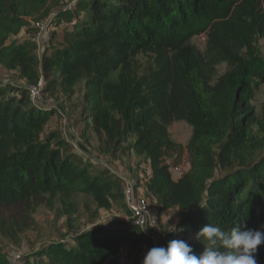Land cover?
<instances>
[{"label": "trees", "instance_id": "1", "mask_svg": "<svg viewBox=\"0 0 264 264\" xmlns=\"http://www.w3.org/2000/svg\"><path fill=\"white\" fill-rule=\"evenodd\" d=\"M47 2L0 0V64L20 67L34 85L41 73L31 43L10 40L30 29ZM75 12V22L67 12L61 14L74 28L67 31L70 43L42 69L47 87L55 88L59 78L69 84L81 81L87 105L83 120L93 119L117 145L121 134L137 130L134 146L147 153L153 172L150 191L161 210L183 211L178 233H168L160 246L186 240L199 254L207 241L196 239V233L207 223L230 231L246 219L249 228H262L264 104L258 115L253 102L264 86L259 47L260 41L264 45V0H79ZM202 35L201 47L194 39ZM140 54L154 58L144 111L127 112L124 127L101 121L107 81L114 72L129 70ZM222 64L227 69L218 75ZM9 90L0 89V206L49 194L70 201L73 212L75 196L107 194L110 178L74 165L61 152L67 143L57 139L54 147L34 139L53 112L33 105L27 90L20 98L9 97ZM174 121L193 127L187 145L190 168L177 180L166 161L170 154L181 158L184 151L170 137L168 126ZM0 225L3 234L18 240L20 230L3 219ZM122 226L79 232L73 245L49 242L24 264H108L138 228ZM255 256L257 264H264V244ZM0 264H9L1 251Z\"/></svg>", "mask_w": 264, "mask_h": 264}, {"label": "rangeland", "instance_id": "2", "mask_svg": "<svg viewBox=\"0 0 264 264\" xmlns=\"http://www.w3.org/2000/svg\"><path fill=\"white\" fill-rule=\"evenodd\" d=\"M78 2L79 0H48L46 7L33 16L30 29H24L10 40L14 42L17 38L16 42L26 40L31 43L30 54L36 57L41 73L40 96L32 99L29 88L34 84L30 83L18 66L9 68L0 64V89L10 88L9 97L16 98L21 97L23 89L27 90L26 95L33 105L53 112L49 122L36 132L34 139L51 141L54 147L57 146L55 140L64 141L67 146L61 149L62 155L72 160L74 165L90 168V173L97 171L105 174V178H110L112 187L105 195L75 196L72 200L73 212L70 201L60 195L52 198L49 194H42L13 206H0V223L3 219L7 226L13 225L15 230H20L18 240L15 241L0 229V251L6 253L8 249L21 250L24 253L23 260L15 264H24L28 258L35 260L33 253L43 249L49 242L62 241L73 245L76 243V234L82 231L104 226L122 228V225L127 224L136 227L129 212V203L139 197H146L149 214L156 222V228L142 232L136 227L134 239L123 243L118 258L108 262L142 264L149 249L160 247L162 239L168 233H178L176 224L181 220L183 211L178 207L161 210L157 195L150 191L153 172L147 153L134 146L137 130L121 134L122 141L117 145L108 140L105 132L99 129L93 119L83 120L82 112L86 111L87 105L81 81L69 84L59 78L55 88L47 87L48 81L42 69L63 46L70 43L67 31L74 28L73 22L61 14L67 12L75 22V7ZM40 25H44V31ZM194 41L201 47L204 45L203 39L195 38ZM259 47L264 55L263 41L259 42ZM153 69V56L140 54L135 57L129 70L114 72L104 89L105 113L101 116V121L107 120L113 126L121 123L120 127H124L126 119L123 117L127 112L132 114L144 111L143 101L149 95ZM226 69V64L220 65L218 75ZM133 103H137L135 107ZM253 103L258 115H262L264 86L256 92ZM168 130L171 139L184 147L181 158L170 154L166 159L172 165V175L178 177L179 173L183 174L190 168L187 145L192 138L193 127L186 121H174L168 126ZM217 149L214 148L215 153Z\"/></svg>", "mask_w": 264, "mask_h": 264}, {"label": "clouds", "instance_id": "3", "mask_svg": "<svg viewBox=\"0 0 264 264\" xmlns=\"http://www.w3.org/2000/svg\"><path fill=\"white\" fill-rule=\"evenodd\" d=\"M207 241L197 254L186 240H172L166 247L147 251L142 264H257L255 253L264 244V226L249 228L246 219L234 224L230 231L205 224L196 239Z\"/></svg>", "mask_w": 264, "mask_h": 264}, {"label": "built area", "instance_id": "4", "mask_svg": "<svg viewBox=\"0 0 264 264\" xmlns=\"http://www.w3.org/2000/svg\"><path fill=\"white\" fill-rule=\"evenodd\" d=\"M40 26L42 28L41 30L44 31L45 30L44 25H40ZM200 39H203L204 41L205 36L202 35ZM40 91H41V83H38L37 85H32L29 88V94L31 95L32 99L39 97ZM129 209L131 211L133 224L136 225L139 229L145 232L148 231L150 228L152 229L156 228V222L152 220L149 214V202L146 197H139L135 201H130ZM5 254L9 260V264H15L17 262H20L21 260H23L24 257V253L21 250H15V249H8V251H6Z\"/></svg>", "mask_w": 264, "mask_h": 264}, {"label": "crops", "instance_id": "5", "mask_svg": "<svg viewBox=\"0 0 264 264\" xmlns=\"http://www.w3.org/2000/svg\"><path fill=\"white\" fill-rule=\"evenodd\" d=\"M180 175L178 176V177H174V179H179L181 176H182V173H179ZM177 208V207H176ZM163 213V212H162ZM167 214H165V212H164V216H166Z\"/></svg>", "mask_w": 264, "mask_h": 264}]
</instances>
